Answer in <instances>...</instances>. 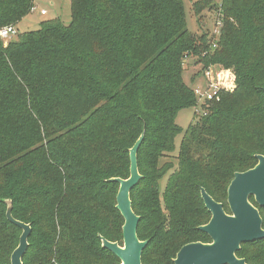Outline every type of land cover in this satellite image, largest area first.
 <instances>
[{
    "label": "trees",
    "instance_id": "trees-1",
    "mask_svg": "<svg viewBox=\"0 0 264 264\" xmlns=\"http://www.w3.org/2000/svg\"><path fill=\"white\" fill-rule=\"evenodd\" d=\"M33 2L0 0V28L16 27ZM192 7L221 19L217 39L187 30L182 0H70L69 24L47 19L0 38V264H11L21 233L6 200L31 227L23 264H119L99 237L123 242L109 179L128 178L129 149L143 132L142 178L130 190L137 236L149 240L142 263L174 264L184 244L210 242L198 229L210 217L200 187L229 212L234 173L264 156V0ZM189 56L203 69H230L235 82L183 130L176 115L197 104L182 77ZM181 133L176 165H159ZM236 253L264 264V238Z\"/></svg>",
    "mask_w": 264,
    "mask_h": 264
},
{
    "label": "water",
    "instance_id": "water-1",
    "mask_svg": "<svg viewBox=\"0 0 264 264\" xmlns=\"http://www.w3.org/2000/svg\"><path fill=\"white\" fill-rule=\"evenodd\" d=\"M144 132L129 149L128 178L113 177L110 182H117L115 208L123 218L122 244L108 241L100 236L101 245L118 257L119 264H143L142 252L149 240H139L137 226L140 217L131 207L130 190L142 178L138 171L137 152L143 141ZM254 167L234 173L227 186L226 204L229 212L221 203L200 187V197L204 207L210 212L208 223L198 229L210 238L209 243L194 241L181 246L174 264H247L245 258H239L237 251L242 243L264 238L263 221L258 206L264 207V156L255 154ZM253 198L255 205L250 201ZM6 217L17 228H21L18 246L10 255L11 264H23L22 256L29 243L31 227L28 223L16 220L12 216L11 201L6 200ZM258 205V206H257Z\"/></svg>",
    "mask_w": 264,
    "mask_h": 264
},
{
    "label": "rangeland",
    "instance_id": "rangeland-1",
    "mask_svg": "<svg viewBox=\"0 0 264 264\" xmlns=\"http://www.w3.org/2000/svg\"><path fill=\"white\" fill-rule=\"evenodd\" d=\"M184 7V15L186 17V27L187 30L194 33H204L207 32L209 35L215 29L218 16L214 11L203 10L200 13H195L192 7L193 1L191 0H182ZM220 0H215L219 3ZM33 5L35 8L24 16L17 24L16 30L17 33H23L29 30H36L40 27L41 23L47 19H58L63 21L64 24L70 23V0H34ZM46 10L45 15L40 14V10ZM16 35V34H15ZM15 35L13 36L14 38ZM4 39L3 41H7ZM184 70H183V80L190 85L193 89L197 87L204 86L205 80L203 77V66L196 61V57H187L184 59ZM203 101L198 100V105ZM196 107L192 106L190 108L181 109L176 115L175 122L186 130L188 125L195 120V117L199 116L201 113L195 112ZM182 133L177 135L174 140L175 151L169 154L168 157L160 159V164L171 162L176 165L177 160L175 156L177 150L179 149V142L182 138ZM167 177H164L160 180L159 187L160 191L164 188Z\"/></svg>",
    "mask_w": 264,
    "mask_h": 264
},
{
    "label": "built area",
    "instance_id": "built-area-1",
    "mask_svg": "<svg viewBox=\"0 0 264 264\" xmlns=\"http://www.w3.org/2000/svg\"><path fill=\"white\" fill-rule=\"evenodd\" d=\"M34 8L35 6L32 8V10ZM45 13L46 10H40L41 15H45ZM221 25V19L218 17L216 27L212 31L213 34H215V39H217L220 35L219 30ZM15 34H17V30L14 25L0 28V38L11 39ZM215 46L216 44L213 42L212 48ZM203 77L205 80L204 86L194 88V94L197 96V104L194 110L195 112L201 113L200 115H204L206 112L202 106L206 107L208 101H218L220 99L219 94L221 91L232 89L235 82L232 71L218 65H209L205 67ZM198 100H202L203 102L198 105Z\"/></svg>",
    "mask_w": 264,
    "mask_h": 264
},
{
    "label": "crops",
    "instance_id": "crops-1",
    "mask_svg": "<svg viewBox=\"0 0 264 264\" xmlns=\"http://www.w3.org/2000/svg\"><path fill=\"white\" fill-rule=\"evenodd\" d=\"M42 10V9H41Z\"/></svg>",
    "mask_w": 264,
    "mask_h": 264
}]
</instances>
